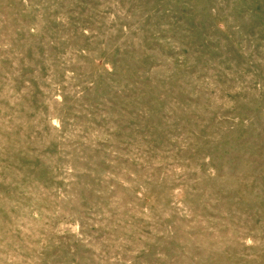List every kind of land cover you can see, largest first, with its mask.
I'll return each mask as SVG.
<instances>
[{
    "label": "rangeland",
    "instance_id": "1",
    "mask_svg": "<svg viewBox=\"0 0 264 264\" xmlns=\"http://www.w3.org/2000/svg\"><path fill=\"white\" fill-rule=\"evenodd\" d=\"M0 264H264V0H0Z\"/></svg>",
    "mask_w": 264,
    "mask_h": 264
}]
</instances>
